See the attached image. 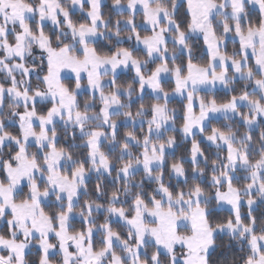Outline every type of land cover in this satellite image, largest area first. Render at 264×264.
Wrapping results in <instances>:
<instances>
[{"label":"snow or ice","instance_id":"1","mask_svg":"<svg viewBox=\"0 0 264 264\" xmlns=\"http://www.w3.org/2000/svg\"><path fill=\"white\" fill-rule=\"evenodd\" d=\"M105 6L0 0V264H264V0Z\"/></svg>","mask_w":264,"mask_h":264},{"label":"trees","instance_id":"2","mask_svg":"<svg viewBox=\"0 0 264 264\" xmlns=\"http://www.w3.org/2000/svg\"><path fill=\"white\" fill-rule=\"evenodd\" d=\"M105 7H106V9H105L104 12H105L106 15H109V14H111V15H113V16L115 15L114 12H113V10H112V8H111V6H105ZM184 11H185L184 8H181V9H180L181 14H183ZM255 11H256V10L253 11V13H254V15H253V20L256 19ZM79 14H80V13L76 12V14L74 15V17H75L77 20H80V19H78ZM199 43L202 44V41H200ZM125 46H128V45H125ZM106 50H107V49H105V51H106ZM196 52H197V55H200V53L203 52V48H202V47L197 48V49H196ZM206 59H207L206 56H204V57L202 58V61H201V62H206ZM128 78H129V77H128V74H127V73L122 74V75H121V78H120V82L124 83V82H126V81L128 80ZM169 87H170L171 89H172V87H173L172 83H170V82H169ZM85 95H86V93H85ZM216 97H217V100H218V101H222L223 99L226 98L225 92H224V91H223V92H219V91H218ZM146 99H147V97H146ZM170 103H171L170 105H171L172 107L176 108V109L178 110V113H179V110L182 108V104H183L184 102H183L182 100H176V99H174V100H172ZM181 122H182V121L179 119V116H178L177 124L179 125ZM213 123H214L215 125H217V126H220V124L217 123V121H213ZM221 123H222V121H221ZM122 130H123V129H122ZM241 130H243V129H241ZM176 135L179 137V133H177ZM197 138H198V137H197ZM184 146H190V144H189V145H184ZM184 146H182L181 148L177 149V152H176L177 155H180V154L183 152V147H184ZM201 147L205 148L206 151H209V152H214V151H215V149H214V148H210L209 145H208L206 142H203V143L201 144ZM139 178H140V177L137 176V179H139ZM90 187H91V185H90ZM246 210H247L246 208L242 209V211H246ZM259 211H264V205H261V206H260ZM226 214H227L226 212H221V213H220V215H226ZM74 223H76L77 226H79V221H78V219H77L76 221H74ZM0 226H2V223H0ZM217 242H218V244L221 245V248L218 249V255H219V253L229 252V249L227 248V245L230 243V241H229V239H228V237H227L226 235H222V236L218 237V241H217ZM230 252H231V253H236V249H235V248H232V249L230 250ZM35 258H36V257H35L34 255H33L32 257H29V259H35ZM213 259L216 260L217 257L214 256Z\"/></svg>","mask_w":264,"mask_h":264},{"label":"rangeland","instance_id":"3","mask_svg":"<svg viewBox=\"0 0 264 264\" xmlns=\"http://www.w3.org/2000/svg\"><path fill=\"white\" fill-rule=\"evenodd\" d=\"M64 2L65 3H67V0H64ZM105 4H106V6H111V0H105ZM105 9H106V7H104V9H103V11H105ZM185 10V9H184ZM255 9H253V11H254ZM78 13H79V11H77ZM75 20H77L75 17H73ZM253 18V17H252ZM78 19H81V14H79V16H78ZM137 20L139 21L140 20V17L139 16H137ZM143 34V33H142ZM129 46V45H128ZM234 47V45H233V43L231 42V41H229V43H228V51L229 52H231V50H232V48ZM138 55H143V53L142 52H138L137 53ZM250 62H253L254 63V61H250ZM166 81L167 82H165L164 83V87L166 88V90H171V88L169 87V82L170 83H172V85H173V87H174V83L172 82V80L170 79V78H166ZM86 82V81H85ZM172 87V88H173ZM242 87V84H238L237 85V92H239V90H240V88ZM223 92L224 90L223 89H220L219 87L217 88V90L214 92V93H206V92H204V91H201V93H200V95H208V96H210V95H217V92ZM174 99H176V100H182L180 97H175V98H173V99H171L170 100V102L172 101V100H174ZM184 103L186 102V101H183ZM171 104V103H170ZM170 107H172L171 105H170ZM245 111H246V109H244ZM215 121V120H214ZM213 125H215L214 123H213ZM215 126H217V125H215ZM197 139H200V137L198 136V138ZM207 143V142H206Z\"/></svg>","mask_w":264,"mask_h":264}]
</instances>
